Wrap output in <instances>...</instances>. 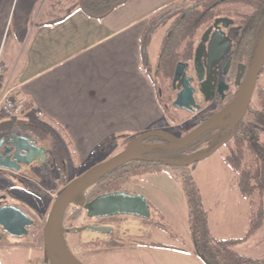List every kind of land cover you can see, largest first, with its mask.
<instances>
[{"label": "crops", "instance_id": "0c3cea01", "mask_svg": "<svg viewBox=\"0 0 264 264\" xmlns=\"http://www.w3.org/2000/svg\"><path fill=\"white\" fill-rule=\"evenodd\" d=\"M183 1L127 0L95 20L81 12L82 0H0L2 85L27 100L14 120L59 129L69 163L79 166L93 161L108 142L158 129L164 112L157 86L142 64L141 41L163 11ZM163 38L153 34L150 39L146 48L150 66L156 64ZM40 174L37 165L13 173L33 180ZM132 223L134 229L127 232L115 223L107 226L111 234L84 231L82 240L143 238L146 229ZM140 248L149 259L159 250L147 244ZM177 250L165 251L181 253Z\"/></svg>", "mask_w": 264, "mask_h": 264}, {"label": "rangeland", "instance_id": "374dc122", "mask_svg": "<svg viewBox=\"0 0 264 264\" xmlns=\"http://www.w3.org/2000/svg\"><path fill=\"white\" fill-rule=\"evenodd\" d=\"M202 1V0H201ZM200 1V2H201ZM198 3V0H191L190 3L182 2L176 8H170L159 15L156 23L161 22L170 13L180 8H188ZM225 13L234 12L237 7L222 6ZM251 9L244 7L239 8L241 14L249 13ZM237 19V18H235ZM172 22L167 20L164 24L158 26L154 32L155 37H164L167 27ZM147 73L154 84L158 85V79L154 75V66ZM159 88V87H157ZM264 89V69L256 89L251 98V106L258 107L257 92ZM168 101L161 102L164 112V120L158 124L155 130L167 132L177 138H182L196 129L199 124L198 113H188L176 110L172 107L170 101L175 99V93L168 94ZM198 101H202L201 94H198ZM203 105V104H202ZM165 107V109L163 108ZM208 109V108H207ZM7 120L0 116V121ZM16 130V129H15ZM228 129H225V134ZM16 135H22L32 138L28 133H21L18 130L11 131ZM218 130L214 129L208 133L207 145L200 150L204 153L215 142ZM223 134V136H225ZM2 135H0V138ZM152 137L151 145H163L166 143ZM133 139H118L108 142L103 150L101 149L93 161L79 166L70 164L68 157L60 158L62 165L53 163L50 157V145L46 142L38 143L48 150L47 162L41 166V174L37 180L29 177L15 176L13 173L6 172L4 175L0 172V197H4L1 205L16 204L24 210L33 221V226L28 229V237L19 240L9 238L3 232H0V264H62L56 262V257L46 251L43 241V227L49 215L50 209L63 189L71 181L79 178L87 170L99 162H105L115 155L125 150L128 143ZM210 139V141L208 140ZM264 141V138L262 139ZM146 145V144H144ZM150 145V143H149ZM43 147V148H44ZM228 151L225 146L210 157L204 158L188 166L189 173L193 179L194 186L200 194L201 203L207 218V230L209 234L219 241H237L245 237L249 225L250 216L257 215L259 209L262 210L263 224L255 237L247 239L245 242L235 246L234 251L241 256L253 259H264V196L260 199L256 194L250 199H244L237 190L238 175L224 162V157ZM164 159L172 162L185 161L186 157L178 151H172L164 156ZM57 165V166H56ZM253 164L250 157L246 154L243 161V167L247 168ZM58 168H62L61 171ZM154 172L132 178L129 183L120 186L121 192L129 195H139L143 197L150 210V218L147 220L150 224L143 222L141 219L133 217H114L117 221L115 224L118 229L133 230V223L144 227L146 232L143 238L133 236H123V239L110 238L122 242L123 248H97L90 243L101 242L100 240L83 241L82 233L87 227L104 226L107 227L112 223L104 224L100 220L88 219L86 212L81 209L80 218L71 222L70 215L78 208L67 203L60 217V225L66 229H78L77 233H70L65 236L63 246L81 263V264H197L200 260L192 253V243L188 230V214L186 202L179 181L174 178L175 173L172 169L163 166H152ZM91 185L84 188L82 193L88 195ZM14 206V205H12ZM16 207V206H15ZM126 220L131 221L130 224ZM1 231V230H0ZM1 237H4L1 239ZM14 243V244H13ZM161 244L170 248L178 249V252H166L159 249L155 258L149 259L140 251L143 244ZM156 249V248H155ZM54 261V262H53ZM195 261V262H193Z\"/></svg>", "mask_w": 264, "mask_h": 264}, {"label": "trees", "instance_id": "16d2710c", "mask_svg": "<svg viewBox=\"0 0 264 264\" xmlns=\"http://www.w3.org/2000/svg\"><path fill=\"white\" fill-rule=\"evenodd\" d=\"M200 1L201 0H198V2ZM239 1H242L244 4L253 8L254 12L243 24L240 40L236 44L235 51L237 56L252 58L260 45L264 33V0ZM126 2L127 0H82L80 10L84 15L91 19L101 20ZM193 8H195L194 5L192 8H180L176 10V12H172L171 15L165 17L161 22L156 23V19L152 25L149 26L141 41L142 64L147 71L150 68V64L146 55V48L158 26L164 24L167 20L173 19L174 22L172 23L169 33L163 38L160 47L159 69L163 71L164 77H171L173 68L178 61H189L192 59V40L198 29V25L200 24L199 11L196 9L192 11ZM169 9H166L162 13ZM177 15L178 17L175 18ZM183 47H186L185 53L181 54L179 51ZM158 98L161 103L162 100L159 94ZM257 100L258 107L250 106L244 114L236 119L234 135L232 139L224 145L228 151L227 155L224 157V162L233 173L238 175L237 190L240 196L244 199H250L255 194L260 199L264 196V141H262L264 138V89H260L257 92ZM162 103L164 104L165 102ZM163 108L165 109V107ZM208 117V115L200 116L196 119L197 123H202V121ZM15 129L21 133L30 134V136L36 141L48 143L50 145V157L53 163L59 165L63 164L59 160L60 158L65 159L67 154L65 146L61 140V131L59 129H52L41 123H24L17 120L0 123V135L11 132ZM223 134H225L224 129L220 131V134L217 135L216 138H213L215 139V142L204 153H200V150L207 145L208 141H206V138L208 134L203 135L189 146H185L179 150H173L182 153L183 156L186 157L185 161L177 162L182 163L180 166H166L157 161L165 160L164 156L172 151L158 148L151 149L143 154L139 160L119 167L91 183L86 202H91L101 195L121 192L120 186L122 184L129 183L132 178L154 172V170H152V166L154 165L172 169L174 172L180 170V173H175L173 175L181 185L186 202L188 214L187 223L192 243V253L204 264H264V259L260 260L241 256L234 251L235 246L245 242L262 228L263 218L261 208L257 215L250 216V225L243 239L237 241L216 240L207 230L206 212L203 209L200 194L194 186L189 170L186 169L188 166L184 165L196 157L210 153L219 142L225 141V138L230 136L231 128L228 129L225 136H223ZM158 139L165 141L166 143L164 144H168L165 139ZM151 140L152 138L146 141L144 148L151 146ZM208 140L210 141V139ZM246 154L250 157V161L253 165L244 168L243 161L245 160ZM61 169L62 168H58L59 171H61ZM80 216L81 209L78 208L70 215L69 220L75 222ZM99 220L104 224L115 223L117 225V223L120 222L115 218ZM142 221L150 224L147 220ZM89 245L97 248L101 247L110 249L123 248L125 246L122 242L115 239H111L107 243L94 242ZM147 246L156 249L176 251L174 248L161 244L151 243L147 244Z\"/></svg>", "mask_w": 264, "mask_h": 264}, {"label": "water", "instance_id": "95a60500", "mask_svg": "<svg viewBox=\"0 0 264 264\" xmlns=\"http://www.w3.org/2000/svg\"><path fill=\"white\" fill-rule=\"evenodd\" d=\"M195 9L196 7L193 8L192 11ZM220 36L224 40V35L220 34ZM229 44L230 41H227V44L220 50V55L215 57L216 61L220 60L224 48L229 46ZM212 45H214L213 39L208 47V67L211 64L210 53L211 49L213 48ZM200 59L201 53H196L194 59V69L196 71L203 69ZM187 67L188 65L183 63H178L175 67L172 84L174 86L180 80L181 88L172 103V107L176 110L193 113L198 109V106L196 105L193 98L194 88L191 85V80L184 76V72ZM263 68L264 33L254 62L245 78V83L242 90L238 96L222 111L201 123L191 133L182 138H177L167 132L159 130H151L143 133L128 143L124 151L105 162L94 165L79 178L67 184V186L54 201L43 227V241L46 251L48 253H52L56 257V262H60L62 264H81L63 246L66 235L78 232V229H66L60 225V217L67 203L72 204L76 208L83 209L86 212V217L88 219L99 220L124 216L148 220L150 218L149 206L146 200L139 195H129L124 192H115L101 195L87 203L86 195L82 193V190L88 187L91 183L95 182L98 178L128 163L139 160L143 154L147 153L151 149L158 148L166 151H173L193 144L208 131L214 128L220 119L224 118L230 111L234 109L242 107L243 113H245L248 109L255 85L262 73ZM198 79L200 82H202L203 77L200 76ZM235 127L236 120L232 123L231 134L225 141L217 144L210 151V153L196 157L184 165L189 166L193 163L201 161L204 158L210 157L232 139ZM152 137L163 138L168 144L151 145L149 147L142 148L144 143H146V141ZM157 161L163 163L166 166L182 165V163L167 160ZM46 162L47 154L45 148L39 147L37 145V141L33 138L16 135L14 132L5 133L0 138V170L9 173H18L22 167H28L30 165H37L41 167ZM2 200H4V197H0L1 231L11 238H21L27 236L28 229L33 226L32 219L15 206L1 205ZM85 230L99 234L112 233V229L110 227L104 226L87 227Z\"/></svg>", "mask_w": 264, "mask_h": 264}, {"label": "flooded vegetation", "instance_id": "af4514ba", "mask_svg": "<svg viewBox=\"0 0 264 264\" xmlns=\"http://www.w3.org/2000/svg\"><path fill=\"white\" fill-rule=\"evenodd\" d=\"M227 5L233 7H237L238 5L235 10V14L232 11H227L226 13L225 11H222V6ZM194 7H196V10L199 11L200 24L198 25V29L196 30L192 40V59L189 61H178L173 68L171 77L169 78L164 77L163 71L159 69L158 55V59L154 66V75L159 81L157 85V87H159L157 88L158 94L161 96L162 102L166 103L169 98L168 94L175 93L176 98V95L181 88L180 80L174 86L172 84L176 65L178 63L187 64L188 67L184 72V76L191 80V85L194 88L193 98L196 105L198 106V109L194 112L198 113L199 116H209L202 121L203 123L213 115L222 111L229 103H231L238 96L244 86L245 78L251 69L257 51L252 58H248L237 56L235 50L236 44L240 40L243 24L247 21V18L253 14L254 9L239 0H202L201 2L196 3ZM240 7H244L246 9L250 8L251 10L249 13L241 14L239 12ZM190 8H192V6ZM171 14L172 13H170V15ZM177 17L178 15L175 16V18ZM173 22L174 20L172 19V22L167 27L165 35L169 33ZM220 34L224 35V40ZM212 39L214 45H212L213 48L211 49L210 53L211 64L208 67V47ZM227 41H230L229 46L224 48L220 60L216 61L215 57L220 55V50L227 44ZM185 49L186 47H183L179 52L184 54ZM196 53H201L200 62L203 66V69H199L198 71L194 69V59ZM150 68L149 70H151ZM200 76L203 77L202 82H200L198 79ZM256 85L254 91L256 89ZM198 94H201L202 101H198ZM174 100L170 101L171 105ZM250 106L251 100L248 109ZM242 114H244L242 107L230 111L224 118L218 121V124L214 128H212L206 134L210 133L214 129H217L219 132L217 135H219L222 129H230V125H232V123L235 122V120ZM200 124L201 123H199V125ZM226 139L227 138H225V140ZM142 148H144V145Z\"/></svg>", "mask_w": 264, "mask_h": 264}, {"label": "built area", "instance_id": "2783aa9c", "mask_svg": "<svg viewBox=\"0 0 264 264\" xmlns=\"http://www.w3.org/2000/svg\"><path fill=\"white\" fill-rule=\"evenodd\" d=\"M190 1L184 0L183 2L190 3ZM4 76L5 69L0 64V116L7 120H14L23 113L27 100L23 97H15L11 88L2 85Z\"/></svg>", "mask_w": 264, "mask_h": 264}]
</instances>
